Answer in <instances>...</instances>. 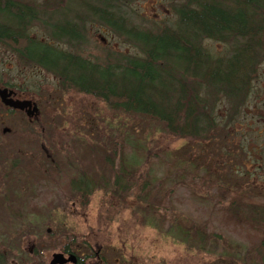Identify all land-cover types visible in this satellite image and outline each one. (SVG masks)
<instances>
[{
	"label": "rangeland",
	"instance_id": "obj_1",
	"mask_svg": "<svg viewBox=\"0 0 264 264\" xmlns=\"http://www.w3.org/2000/svg\"><path fill=\"white\" fill-rule=\"evenodd\" d=\"M28 1L46 10H76L87 23L83 43L71 50L86 58L101 62L110 54L135 52L109 27L88 21L93 18L83 12L81 3L99 6L93 0ZM182 2L131 0L123 11L132 23L159 29L174 22L173 7ZM33 31L41 34L39 28ZM203 44L215 54H223L227 48L215 41L203 40ZM259 73L264 74V66ZM7 83L34 101L38 114L29 121L20 113L5 116L0 104V174L7 171L3 165L8 159L15 162L13 177L0 178V256L5 264H47L61 241L68 243L70 238L78 255L92 256L98 251L103 264H261L250 253L248 234L240 235L223 223L208 198L225 202L214 188L215 181L231 187L263 188L258 176L264 171L256 170L249 178H239L230 185L231 178L236 180L237 176L218 182L207 178L200 168H212L220 175L221 167L226 172L228 168L243 172L244 166L253 171L251 157L240 155L238 143L244 133L251 145L260 147L248 134L264 129L263 96L250 102L236 118L238 124L227 128L233 132L231 137L221 133L216 140L219 144H204L163 131L150 119L112 110L93 96L63 89L56 77L23 62L15 51L0 43V85ZM259 86L264 88L263 79ZM7 129L9 135H2ZM142 148L153 158L130 165V172L122 177L125 184L133 185L130 193L106 190L97 180L103 169L106 174L99 177L113 173L107 171L106 154L112 157L116 153L114 169H118L125 162L123 155H141ZM160 152L177 158L170 175L172 178L182 170V179L161 187L152 183L140 191L145 180L153 182L161 170L170 169L174 163L158 157ZM190 162L197 167H189ZM85 173L92 180L93 191L81 204L72 187ZM108 177L112 183L114 175ZM148 211L154 216L151 222L144 218ZM195 229L206 231L203 243L184 237V231L194 234Z\"/></svg>",
	"mask_w": 264,
	"mask_h": 264
},
{
	"label": "trees",
	"instance_id": "obj_2",
	"mask_svg": "<svg viewBox=\"0 0 264 264\" xmlns=\"http://www.w3.org/2000/svg\"><path fill=\"white\" fill-rule=\"evenodd\" d=\"M93 1L99 6L81 3L83 12L93 18L88 21L109 27L135 49L134 53L110 54L101 62L86 58L71 50L83 43L87 23L76 10L74 13L62 7L46 10L33 4L26 7L17 0H0V43L15 51L23 62L56 77L63 89L93 96L112 110L150 119L163 131L202 140L204 144H216L221 133L227 132L231 137L233 132L227 128L238 124L236 118L251 101L264 98V88L259 86L264 80V74L259 73L264 66V0H184L173 7L174 22L159 29L131 22L123 11L131 0ZM34 28H39L41 34L34 33ZM203 40L220 42L227 48L223 54H215ZM246 136L240 135L238 148L244 159L251 157L252 172L246 166L243 172L230 168L226 172L221 167L220 175L203 167L200 168L203 174L218 182L235 175L236 180L230 177L232 185L239 178H249L256 170L264 171V129L248 134L260 147L251 145ZM159 154L161 159L174 163L170 169L161 170L153 182L145 180L140 191L152 183L161 187L165 183L175 185L182 179V170L173 176L176 179L170 175L177 158L167 152ZM115 158L116 153L112 157L106 154L107 171L113 173L99 177L106 174L103 169L97 180L106 190H120L127 195L133 185L125 184L122 177L128 175L130 165L139 160L149 162L153 156L143 148L141 155H123L125 162L118 169H114ZM190 164L192 169L197 167ZM112 174L114 181L110 183L108 176ZM258 177L263 188L231 187L215 181L214 188L225 202L208 199L223 223L231 225L240 235L248 234L250 253L264 264V174ZM91 182L85 173L72 187L81 204L86 203L93 191ZM147 217L149 222L154 219L150 211L144 215ZM195 230L194 234L184 231V237H195L203 243L206 231ZM2 260L0 256V263Z\"/></svg>",
	"mask_w": 264,
	"mask_h": 264
},
{
	"label": "flooded vegetation",
	"instance_id": "obj_3",
	"mask_svg": "<svg viewBox=\"0 0 264 264\" xmlns=\"http://www.w3.org/2000/svg\"><path fill=\"white\" fill-rule=\"evenodd\" d=\"M17 1H20L23 4V6H26V7H29V5H30L28 0L27 1H25V0H17ZM11 86H12L11 84L7 83L5 87H7L9 90L12 91L11 96H12L13 99H18V100H31V99H27L24 96V94L22 92H20L19 90H13V88ZM32 102H34V101H32ZM0 104L5 109V112H4V115L5 116H7L8 113H20V114H24L25 117H27L26 114H25V111L10 108L8 106H5L1 102H0ZM29 120H31V119H28V121ZM4 133H5V135H9L8 129L6 130V132H4V130H3L2 131V135H4ZM14 165H15V162L14 161H11V160L9 161V159H8L5 162V164L3 165V166H5V168L7 169V171L5 173H1L0 174V178L5 179V180L11 179L13 177L12 169H13ZM2 170H4V168ZM60 235H62V234H60ZM73 241L74 240L72 238L69 239V242L68 243H64V241H61L62 243L61 242L60 243L61 244L64 243V244L63 245L60 244L59 245L60 249L58 251L53 252V253H61L64 258H68V256L70 254L74 255V257H75V261L74 262L68 260V261L64 262L63 264H103V259L99 255V252L98 251L96 253H94L92 256H90V255H86V256H82V255L80 256V255H78L77 252L75 251L76 246H75V243H73ZM31 253H34V251L33 252L30 251V254ZM53 253H51L50 258H49L47 264H50V261L52 259V254ZM42 257H43V259H46V255H43ZM0 264H5V263L2 260V262Z\"/></svg>",
	"mask_w": 264,
	"mask_h": 264
},
{
	"label": "water",
	"instance_id": "obj_4",
	"mask_svg": "<svg viewBox=\"0 0 264 264\" xmlns=\"http://www.w3.org/2000/svg\"><path fill=\"white\" fill-rule=\"evenodd\" d=\"M11 94V90H8L5 87H0V102L10 108L25 111V114L28 118H32L37 115L38 108L34 102L31 100L13 99ZM68 260L74 262V255L70 254L68 258H64L61 253H53L50 264H63Z\"/></svg>",
	"mask_w": 264,
	"mask_h": 264
}]
</instances>
